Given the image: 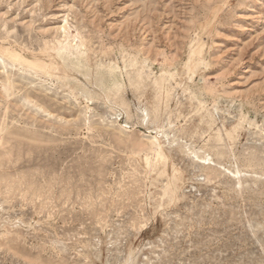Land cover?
<instances>
[{"label":"rangeland","instance_id":"374dc122","mask_svg":"<svg viewBox=\"0 0 264 264\" xmlns=\"http://www.w3.org/2000/svg\"><path fill=\"white\" fill-rule=\"evenodd\" d=\"M0 52V264H264V0H0Z\"/></svg>","mask_w":264,"mask_h":264},{"label":"bare ground","instance_id":"6f19581e","mask_svg":"<svg viewBox=\"0 0 264 264\" xmlns=\"http://www.w3.org/2000/svg\"><path fill=\"white\" fill-rule=\"evenodd\" d=\"M2 54L3 53L0 52V60L1 61H3L2 60V56H3ZM9 57H11L13 59L15 58V56H13V55H9ZM79 59H80V57H79ZM77 67L80 68V70H82L84 68L83 62L82 61L81 62L80 61L77 62ZM37 70L40 71L42 74H45L47 76L56 77L62 83V85H65V86L69 87L70 89L75 90V86L73 87L70 84V82L67 80V78H65L63 76H60L58 74V70H57V68L55 66L47 65V64H41L40 66L37 67ZM82 72H83V70H82ZM158 155H161V153H159Z\"/></svg>","mask_w":264,"mask_h":264}]
</instances>
